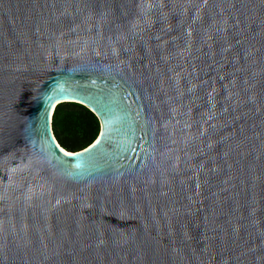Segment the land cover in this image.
<instances>
[{
    "label": "water",
    "instance_id": "obj_1",
    "mask_svg": "<svg viewBox=\"0 0 264 264\" xmlns=\"http://www.w3.org/2000/svg\"><path fill=\"white\" fill-rule=\"evenodd\" d=\"M0 264H264V0H0Z\"/></svg>",
    "mask_w": 264,
    "mask_h": 264
}]
</instances>
